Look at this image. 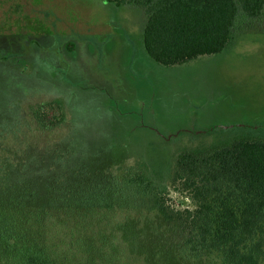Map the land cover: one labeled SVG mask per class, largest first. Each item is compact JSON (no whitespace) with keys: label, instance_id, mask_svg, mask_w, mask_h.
Masks as SVG:
<instances>
[{"label":"rangeland","instance_id":"1","mask_svg":"<svg viewBox=\"0 0 264 264\" xmlns=\"http://www.w3.org/2000/svg\"><path fill=\"white\" fill-rule=\"evenodd\" d=\"M142 26L138 9L106 0H0V149L28 151L47 168L61 148L69 169L143 170V210H118L106 222V235L121 225L116 241L129 239L127 264H221L181 258L158 210L195 206L173 178L180 151L209 144L221 129H264V30L165 65L146 52ZM44 103L52 121L64 114L47 129L33 116ZM72 220L56 215L45 229L75 245Z\"/></svg>","mask_w":264,"mask_h":264},{"label":"trees","instance_id":"2","mask_svg":"<svg viewBox=\"0 0 264 264\" xmlns=\"http://www.w3.org/2000/svg\"><path fill=\"white\" fill-rule=\"evenodd\" d=\"M106 1L139 10L145 50L165 65L219 53L244 32L264 30V0ZM48 104L34 108L42 129L64 119L62 113L56 122L47 117ZM27 152L0 149V264H127L129 239L116 241L121 225L106 235V222L118 210H143L140 199L150 184L144 171L119 165L89 172L78 161L69 169L61 148L47 168L30 162ZM173 178L195 203L158 210L172 228L174 252L221 264H264V129L219 130L209 144L178 153ZM56 215L73 219L77 244L52 240L45 226Z\"/></svg>","mask_w":264,"mask_h":264}]
</instances>
